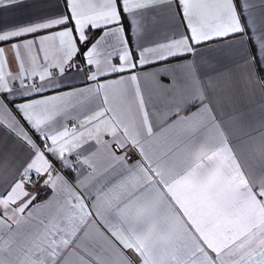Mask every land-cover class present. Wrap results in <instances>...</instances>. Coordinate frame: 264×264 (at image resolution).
I'll list each match as a JSON object with an SVG mask.
<instances>
[{"label": "snow or ice", "instance_id": "obj_1", "mask_svg": "<svg viewBox=\"0 0 264 264\" xmlns=\"http://www.w3.org/2000/svg\"><path fill=\"white\" fill-rule=\"evenodd\" d=\"M21 2L0 0V5ZM171 2L65 0L66 11L57 16L0 25V45H8L0 46V124H7L28 152L18 178L0 186V264H264V132L261 161L252 166L230 139L224 120L217 118L213 75L202 72L195 59L201 44L239 36V41L229 43L242 46L247 81L264 85V26L258 29L245 14L248 0H175L174 16L181 17L175 36L152 47H130L127 33L136 21H129V15ZM93 29L98 37L89 35ZM41 30L47 34L39 35ZM26 34L32 38L23 39ZM78 55L89 66L87 79L95 85L37 99L29 95L28 90L44 91V84H26V74L39 75L43 82L52 76L49 67H58L60 74L66 67H79L72 63ZM113 58L119 64L112 63ZM39 59L52 63L38 72ZM172 59L178 63H169ZM154 61L162 67L150 75L165 97V110L155 125L134 71ZM13 63L18 67L15 73L9 70ZM126 70L132 74L105 82L97 79ZM10 80H19L21 89L27 90L13 92ZM129 82L138 103V126L131 108L125 122L110 106V92L114 97L125 95ZM85 93L100 101L95 110L83 114L71 128L58 127L57 117L69 107V99L76 97L79 103ZM9 94L23 97V102L9 99ZM21 121L39 134L37 139ZM183 125L190 127L170 140L161 154L150 151L153 143ZM102 132L114 138L117 148L130 145L143 161L127 168L130 175L140 174L143 183L126 201L117 198L115 211L108 216L95 203L90 209L76 190L91 174L80 179V172L69 180L56 167L60 163L64 170H75L88 164L95 171L88 157L80 159L83 153L78 150L87 143L85 136L101 143ZM103 144L109 147V142ZM66 153H76V160H69ZM110 155L122 166L126 163V156ZM36 184L65 194L66 199L35 204L37 193L29 188ZM41 209L48 211L41 215Z\"/></svg>", "mask_w": 264, "mask_h": 264}, {"label": "crops", "instance_id": "obj_2", "mask_svg": "<svg viewBox=\"0 0 264 264\" xmlns=\"http://www.w3.org/2000/svg\"><path fill=\"white\" fill-rule=\"evenodd\" d=\"M249 7L246 10V15L250 17L251 21L259 29L264 26V0H248ZM66 11L65 0H22L21 3L15 6L0 5V25H21L28 22L37 20L39 18L54 17ZM177 11L175 0L171 4H158L154 7L145 10H137L134 15H129V21L135 20L136 24L129 30L127 35L130 36V47L140 49L142 47H152L157 43H165L171 40L181 22V17L174 16ZM59 30L54 28L53 31ZM93 29L89 35L96 32ZM179 31L186 32V27H180ZM47 34L46 30H41L39 35ZM100 33L97 31L96 37ZM32 38L31 34H26L23 39ZM18 38H13L16 42ZM239 36H232L229 38H217L213 41L203 43L199 46V55L195 57L201 67L202 72H208L213 75L216 81V91L212 95V99L216 103L217 118L223 119L230 139L232 142L239 146L240 151L244 154L247 163L252 166H258L261 161L260 146L261 139L260 133L264 132V85L257 83H250L245 76V70L240 59V52L242 46L239 43H229V41H239ZM8 48V45H0ZM9 52V58L12 57ZM42 57V53L40 54ZM186 59L193 57L186 55ZM150 61L153 58L149 55ZM42 67L38 69L43 70L52 61L49 60L47 64L39 59L37 61ZM73 64L79 65L68 69L63 74H60L58 67H49L48 71L52 73L50 78L45 81L39 80V75L33 77L25 75L26 84H44V91L40 93L29 91V95L34 98H42L48 96H56L63 93H69L80 89H85L90 85H95L96 81L87 79L89 75V66L85 65L84 60L78 55L72 61ZM112 63L119 64L117 58H113ZM171 64H176L178 61L172 59L169 61ZM26 67L30 68L31 65L26 63ZM160 62H152L148 65L137 67L134 71L139 76V84L142 95L145 100L146 107L150 111V120L155 123L159 119V113L165 110V97L162 91L157 87L156 82L153 80L150 73L158 68H161ZM9 70L13 73L18 71L15 63L9 66ZM95 66H91V71H95ZM132 74V70H126L123 73H110L106 76H98L100 82L107 80L119 79L121 76L127 77ZM9 87L13 92L26 91L21 89L19 80L9 81ZM119 87V86H118ZM127 93L123 96L116 95L115 97L110 92V102L112 107H116L120 118L128 121L129 108H131V115L135 119L138 126L140 124V113L138 110L137 99L134 94V85L130 82L125 85ZM9 99L15 100L17 103L23 102V97L19 95L9 94ZM77 98H70L68 103L69 107L60 117H57V126H67L69 122L82 119L83 114L90 110H95L96 106L100 103L99 100L89 97L87 93ZM11 107V105H9ZM194 111V109H192ZM157 113L156 117H152L151 113ZM187 115V113H183ZM175 117H173L174 119ZM171 121H169L170 123ZM25 129L34 138H38V133L30 126L21 121ZM190 125H183L180 128L170 131L166 136L161 137L158 141L153 143L151 152L161 154L170 140H175L182 131ZM82 130V129H78ZM159 130V129H154ZM101 143L97 144L95 140L89 139L87 136L84 140L82 149L78 150L83 153L80 157L83 160L88 157L91 164H80L75 170H64L60 163H56V167L61 170L63 174L71 180L74 176H78L80 172L83 176L80 179L88 177L83 185L77 187V191L86 197L85 203L91 209L95 203L101 212L108 216L114 213L117 198L120 201H126L129 198V193H132L138 183H143L140 179V174L130 175L127 168L134 164L136 161H141V156L138 151L133 150L131 146L124 149L117 148L114 143V138L102 132ZM103 141L109 142V147L105 148ZM114 153L116 156H126V163L122 166L110 155ZM95 153V155H92ZM28 155L27 149L21 143L20 139L7 127V124H0V186L10 182L16 176L17 170L26 159ZM69 160H76V153H66ZM143 163V161H141ZM30 192L37 193L35 204H40L42 201L59 200L61 203L66 199V195L57 193L55 190L47 187H42L37 184L29 188ZM145 195L150 194L145 192ZM140 195V192H136ZM99 197V199H97ZM48 209H41L40 214H46ZM128 256L136 259L135 254L130 250H124Z\"/></svg>", "mask_w": 264, "mask_h": 264}, {"label": "built area", "instance_id": "obj_3", "mask_svg": "<svg viewBox=\"0 0 264 264\" xmlns=\"http://www.w3.org/2000/svg\"><path fill=\"white\" fill-rule=\"evenodd\" d=\"M76 123H77V121L73 120V121L69 122L68 127L71 128L73 126V124H76Z\"/></svg>", "mask_w": 264, "mask_h": 264}, {"label": "trees", "instance_id": "obj_4", "mask_svg": "<svg viewBox=\"0 0 264 264\" xmlns=\"http://www.w3.org/2000/svg\"><path fill=\"white\" fill-rule=\"evenodd\" d=\"M91 35H93V36H96L97 35V31L96 32H94L93 34H91Z\"/></svg>", "mask_w": 264, "mask_h": 264}]
</instances>
